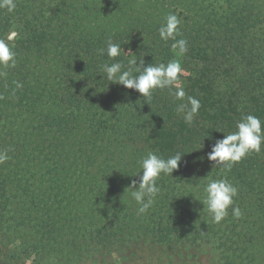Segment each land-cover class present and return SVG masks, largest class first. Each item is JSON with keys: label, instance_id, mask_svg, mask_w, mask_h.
Segmentation results:
<instances>
[{"label": "trees", "instance_id": "1", "mask_svg": "<svg viewBox=\"0 0 264 264\" xmlns=\"http://www.w3.org/2000/svg\"><path fill=\"white\" fill-rule=\"evenodd\" d=\"M15 3L0 7V40L15 54L0 64V252L32 264H264V144L229 171L207 159L244 116L264 127V0ZM169 14L186 53L159 36ZM109 41L123 49L114 59ZM141 59L180 63L179 83L148 100L102 81L103 65ZM189 97L200 102L191 125L177 112ZM149 152L182 160L140 214L127 188ZM221 178L241 215L230 207L216 223L200 201Z\"/></svg>", "mask_w": 264, "mask_h": 264}, {"label": "clouds", "instance_id": "2", "mask_svg": "<svg viewBox=\"0 0 264 264\" xmlns=\"http://www.w3.org/2000/svg\"><path fill=\"white\" fill-rule=\"evenodd\" d=\"M0 7L12 12L16 8L15 0H0ZM180 23L181 21L176 14H169L159 28V36L163 41L173 40L172 46L178 48L179 52L183 54L188 51V48L185 39H176L180 34ZM122 50L120 44L109 41L106 54L110 59H114L121 54ZM100 51L103 53L105 50L101 49ZM14 56L15 54L11 51L9 44L5 40H0V64L7 66L11 63L14 65ZM143 65L144 61L142 59L139 65H137V60L129 61L126 70L121 62L105 64L102 66V81L122 85L125 89H133L143 98L150 100L156 89L170 88L177 85L179 74L183 71L180 63L176 61H170L167 65L163 63L155 66L148 64L146 67ZM133 71L139 74L133 75ZM175 97L178 100L184 99L185 92L182 87L176 88ZM199 108V100L189 97L188 104L179 105L177 112L183 113L185 123L191 125ZM236 129L235 132L224 135L222 139H216L212 144L207 159L213 162V167H222L225 171H229L234 163L240 162L248 154L261 151V146L264 144V127H262V122L258 117L251 114L244 116L236 124ZM8 159L6 153L0 152V163ZM181 160V152H177L167 159L149 152L147 157L142 160V175L139 177L138 184L136 180H132L127 188L139 205L138 213H146L153 205L155 197L160 192L157 180L161 177V174L172 177L173 171L178 170ZM204 192V200L200 202L203 206L207 205L214 222L219 223L227 217L230 207L235 217L238 218L241 215L239 207L234 206V197L237 196L238 190L227 179L211 180L205 187Z\"/></svg>", "mask_w": 264, "mask_h": 264}, {"label": "rangeland", "instance_id": "3", "mask_svg": "<svg viewBox=\"0 0 264 264\" xmlns=\"http://www.w3.org/2000/svg\"><path fill=\"white\" fill-rule=\"evenodd\" d=\"M1 255L3 256V258L5 259V262L7 261L8 264H32V260L34 259V257H30L28 260L26 261H22L20 259H10L8 257H6V255L8 254L7 252H0ZM147 255L144 256V258H141L139 260H128L126 262H116V264H147ZM52 264H60L59 262L56 261H52ZM2 264V263H0ZM4 264V263H3ZM34 264V263H33ZM35 264H38L37 262Z\"/></svg>", "mask_w": 264, "mask_h": 264}]
</instances>
